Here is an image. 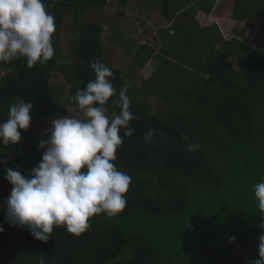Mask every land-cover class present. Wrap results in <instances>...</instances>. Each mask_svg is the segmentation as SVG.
<instances>
[{
  "label": "trees",
  "instance_id": "trees-1",
  "mask_svg": "<svg viewBox=\"0 0 264 264\" xmlns=\"http://www.w3.org/2000/svg\"><path fill=\"white\" fill-rule=\"evenodd\" d=\"M160 1V13L172 24L159 30L162 44L180 48L175 55L165 50L178 63L160 66L145 81L146 91L166 106L163 113L131 87L128 73L105 54L110 46L135 50L134 64L142 68L157 46L118 45L113 35L123 34L114 26L104 43L103 24L80 14L89 6L106 7L107 0H44L55 19L53 58L32 68L24 59L0 63V122L19 100L33 103L32 124L65 116L70 105L78 108L75 98L69 105L57 100L51 77L61 74L81 90L95 78L89 67L94 58L111 69L118 90L128 86L131 111L138 117L130 121L134 134L124 138L114 162L131 177L126 206L117 216L92 217L79 236L54 227L49 240L41 242L5 223L0 207V247L16 238L17 264H38L40 253L44 264H111L124 253L131 256L119 264H249L257 258L261 217L254 185L264 180V47L251 48L238 37L227 40L215 24L202 27L197 10L209 14L216 0H208L209 5L194 0L193 7L181 8L179 18L187 22L175 18L180 0ZM119 3L125 6L127 0ZM71 13L73 61L60 62L62 23ZM232 17L264 21V0H235ZM150 129L155 134L146 143L143 136ZM48 134L21 130L20 143L0 144V161L7 162L0 163V205L12 188L4 179L5 166L28 175L42 157L38 142ZM189 142H198L199 150L189 152Z\"/></svg>",
  "mask_w": 264,
  "mask_h": 264
},
{
  "label": "clouds",
  "instance_id": "clouds-1",
  "mask_svg": "<svg viewBox=\"0 0 264 264\" xmlns=\"http://www.w3.org/2000/svg\"><path fill=\"white\" fill-rule=\"evenodd\" d=\"M55 31L54 16L44 0H0V63L24 59L28 68L46 63L54 56ZM89 67L95 78L75 93L81 115L48 122L45 131L49 134L37 145L43 149L42 157L28 175L5 166L4 179L12 188L0 205L5 210L4 222L26 229L41 242L49 240L54 227L79 236L90 227L92 217H115L127 203L131 177L114 162L124 138L134 134L130 121L138 117L131 111L128 86L118 90L113 72L99 58L90 61ZM33 107L23 100L9 105L7 119L0 122V144L20 143L21 130H28L32 123ZM154 134L155 129H150L144 141L151 143ZM181 138L189 139L187 135ZM187 147L195 152L200 144L189 142ZM254 197L261 223L257 258L249 264H264V180L254 185ZM229 240L234 242L235 237ZM43 255L38 264H44Z\"/></svg>",
  "mask_w": 264,
  "mask_h": 264
},
{
  "label": "rangeland",
  "instance_id": "rangeland-1",
  "mask_svg": "<svg viewBox=\"0 0 264 264\" xmlns=\"http://www.w3.org/2000/svg\"><path fill=\"white\" fill-rule=\"evenodd\" d=\"M179 9L174 12L175 18L180 19L182 22H187L185 17L179 18V15L185 6L189 9L194 6V0H180ZM206 5L210 2L205 1ZM235 0H216L213 9L209 14L203 13L201 10L196 12V20L202 27H206L210 24H215L221 31L223 37L227 40L238 37L244 43L249 45L251 48L264 47V21L254 22H238L232 17V10L234 7ZM162 1L160 0H127L125 6L120 5L119 0H107L106 7L95 8L92 6L87 7V9L81 12L82 18L84 20L94 23L103 24L104 30L102 34V41L106 43V37L108 31L111 27H116V29H122L127 38L123 35L118 34L113 35V38L120 39L118 45H156V51L151 54V58L145 63L144 67L138 68L133 61V55L135 50L130 51L129 54H125L120 49L115 51L111 47H107L105 54L109 62L117 67L124 69L130 78L131 87L139 93L145 100L152 104L157 111L163 113L165 111V105L154 95L149 94L145 89V81L147 78L160 66H165L163 68L171 67L173 63H178L176 58L170 56L165 50L172 54L180 52L179 45H173L171 42L169 46L165 47L163 45V37L159 32V29H169L172 28L170 22H166L165 18L160 13V5ZM183 10H182V9ZM191 10H188L189 13ZM72 21V13L64 16V21L62 23L61 35H60V45L63 48L64 55L60 62H71L73 58L70 54V47L68 45L70 39L73 38V31L71 29L70 23ZM119 27V28H118ZM174 28V27H173ZM176 30V28H174ZM121 31V30H120ZM178 33V30H176ZM173 32H169L173 34ZM130 37V39H129ZM180 38L181 37H177ZM122 39V41H121ZM165 42V41H164ZM112 45V44H111ZM164 47L161 52L160 48ZM145 51V50H144ZM155 54L160 55L159 59L152 58ZM231 60V58H229ZM181 63V62H180ZM172 69V68H171ZM4 73V72H2ZM1 73V74H2ZM161 73V71H159ZM51 82L56 90L57 100L68 104L70 100L75 98V93L77 92V84L67 82L61 74L54 73L51 77ZM63 88V89H61ZM73 89V90H72ZM72 91V93H70ZM69 105V104H68ZM81 115L79 109L75 105L68 106V114L65 116L79 117ZM51 119L37 124H30L28 130H34L37 134L45 131ZM16 238H11L7 244L1 245L0 247V264H17L18 255L16 251ZM131 255L129 253H124L119 255L111 264H119L126 261Z\"/></svg>",
  "mask_w": 264,
  "mask_h": 264
},
{
  "label": "crops",
  "instance_id": "crops-1",
  "mask_svg": "<svg viewBox=\"0 0 264 264\" xmlns=\"http://www.w3.org/2000/svg\"><path fill=\"white\" fill-rule=\"evenodd\" d=\"M162 15V14H161ZM163 16V15H162ZM177 19V18H176ZM178 20V19H177ZM119 28V27H118ZM166 29V28H165ZM119 30H121L122 31V29H120L119 28ZM160 30V29H159ZM170 32H173L172 30L170 31ZM108 33H109V31H108ZM122 34L127 38L128 36H126L125 35V33H124V31H122ZM108 35V34H107ZM129 39H130V37H129ZM131 41L133 42V40L131 39ZM134 43V42H133ZM135 44V43H134ZM110 47H112V46H110ZM115 51H117V50H119V49H117V48H114V47H112ZM121 51H123V49H121ZM125 54H129L130 52H126L125 50L123 51Z\"/></svg>",
  "mask_w": 264,
  "mask_h": 264
}]
</instances>
